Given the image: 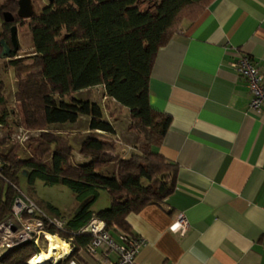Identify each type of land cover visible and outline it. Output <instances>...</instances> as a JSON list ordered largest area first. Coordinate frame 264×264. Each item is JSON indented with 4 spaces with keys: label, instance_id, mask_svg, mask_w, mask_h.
Masks as SVG:
<instances>
[{
    "label": "trees",
    "instance_id": "obj_1",
    "mask_svg": "<svg viewBox=\"0 0 264 264\" xmlns=\"http://www.w3.org/2000/svg\"><path fill=\"white\" fill-rule=\"evenodd\" d=\"M18 1L7 0L0 14L9 12L16 19ZM209 2L52 0L28 20L32 64L15 59V53L10 55L18 86L10 112L0 82V128H6L13 117L14 130L38 134L21 144L9 135L0 136V224L11 218L17 198L29 197L21 191V179L30 188L36 181L45 187L65 186L76 202L68 219L50 205L47 213L40 209L65 221L62 231L51 228L48 233L70 243L73 252L66 261L79 263L93 240L82 232L92 219L102 221L111 236H131L126 223L129 215L164 204L174 189L177 166L156 151L171 118L150 105V74L159 49L175 36L184 19L196 20ZM16 22L22 25L25 21L16 19L13 25ZM9 28L4 25L0 31V40L7 44ZM95 88L103 89L108 101L128 111L130 130L140 137L138 154L120 158L110 138L114 128L104 121L102 108L73 98ZM82 118L88 119L89 134L77 151L82 162L73 163L72 147L49 127L75 125ZM10 143L12 147L5 150ZM24 143L29 150L27 158L18 154ZM110 166L113 171L106 175L104 170ZM101 191L109 196L110 207L93 212L91 207ZM24 217L30 216L25 213ZM37 250L33 242L26 243L4 252L0 264H28L39 254Z\"/></svg>",
    "mask_w": 264,
    "mask_h": 264
},
{
    "label": "crops",
    "instance_id": "obj_2",
    "mask_svg": "<svg viewBox=\"0 0 264 264\" xmlns=\"http://www.w3.org/2000/svg\"><path fill=\"white\" fill-rule=\"evenodd\" d=\"M202 11L150 74V105L171 118L156 151L177 174L162 206L127 217L142 242L135 264H264V109L249 111L231 67L243 54L264 76V0H210ZM178 214L183 236L169 229Z\"/></svg>",
    "mask_w": 264,
    "mask_h": 264
},
{
    "label": "rangeland",
    "instance_id": "obj_3",
    "mask_svg": "<svg viewBox=\"0 0 264 264\" xmlns=\"http://www.w3.org/2000/svg\"><path fill=\"white\" fill-rule=\"evenodd\" d=\"M7 0H0V9L1 5H3ZM48 4L47 0H37L32 2L33 10L35 14H39V12L45 8ZM142 9H145L146 6H142ZM28 21H25L22 25H17V40L19 44V49L17 54L15 55V59H22L25 61V65L32 64V38L30 32L27 30ZM3 21L0 15V31L2 30ZM10 60L12 59H0V82L3 85V95L6 101V106L8 110L11 112L14 108L15 104V92L17 91L18 81L14 76V70L10 68ZM73 98L77 100H89L91 102L97 103L103 110L104 121L111 124L114 128V135L111 136L112 140L116 144V154L120 158H129L132 154L139 153V135L130 130V121L128 111L119 106L118 104L108 101L105 98L103 89L96 88L86 91L84 93H76ZM8 126L6 128H0V136L1 138H5V136H10V139H13L15 143H23L28 140V138L37 136L38 132L36 131H16L12 126L13 117H10L8 120ZM88 119L82 118L75 125H66V126H54L49 127L50 131L54 134L64 138L68 141L70 146L72 147L73 155V163L79 162L81 159L78 157V149L83 141V138L88 136ZM12 136V137H11ZM12 147L10 143L5 150H9ZM28 149L26 148V144H23L19 151V155L21 158H27L29 156ZM113 171V167L110 166L104 170L107 174H111ZM20 188L21 191L28 195L29 199L36 203L39 208H41L44 212H46V206L50 205L56 208L59 211V214L62 215L63 218L68 219L74 212L76 208V202L74 201L73 193L67 189V187L58 185L53 187H45L40 181H36L32 188L28 187L26 181L24 179L20 180ZM31 191V193H30ZM29 192V193H28ZM109 196L106 192L101 191L99 193V197L94 205L91 207L93 212L102 211L108 209L110 207ZM47 213V212H46ZM67 221V220H66ZM117 234H114L113 237L116 238ZM59 238V237H58ZM39 245L41 248V252L45 253L48 250L49 241L45 237L41 236L39 238Z\"/></svg>",
    "mask_w": 264,
    "mask_h": 264
},
{
    "label": "built area",
    "instance_id": "obj_4",
    "mask_svg": "<svg viewBox=\"0 0 264 264\" xmlns=\"http://www.w3.org/2000/svg\"><path fill=\"white\" fill-rule=\"evenodd\" d=\"M231 64L239 78L243 79L249 90L251 100L249 111L259 114L264 109V76L259 72L256 63L246 55L240 54ZM29 215L25 218L24 214ZM11 218L0 224V260L4 252L20 247L26 243L33 242L41 255L39 241L41 236L58 237L50 235L49 229L62 231L65 221L46 215L32 200L22 197L17 198L12 207ZM178 227H175L177 226ZM170 232L185 235L189 224L183 214H178L177 220L170 225ZM93 237L88 248L83 251V261L77 263L74 260L66 261L73 249L67 243L69 252L47 264H135V258L139 254L142 242L133 236L116 233V238L106 230L102 221L92 219L82 230ZM37 255V256H38ZM81 256V255H79ZM82 257V256H81ZM36 257L32 258L30 264Z\"/></svg>",
    "mask_w": 264,
    "mask_h": 264
},
{
    "label": "water",
    "instance_id": "obj_5",
    "mask_svg": "<svg viewBox=\"0 0 264 264\" xmlns=\"http://www.w3.org/2000/svg\"><path fill=\"white\" fill-rule=\"evenodd\" d=\"M48 2L51 3L52 0H47ZM18 10L16 13V19L22 20V21H28L30 20L34 15L35 12L33 10L32 6V1L31 0H19L17 5ZM3 24L5 25H10L14 24L16 19L14 16L9 13V12H2L1 15ZM17 26H12L10 28V38H9V43L7 44L4 39L0 40V46H1V54H0V59L6 60L10 58V55L12 53H17L19 49V44L17 43ZM0 37H1V32H0Z\"/></svg>",
    "mask_w": 264,
    "mask_h": 264
},
{
    "label": "bare ground",
    "instance_id": "obj_6",
    "mask_svg": "<svg viewBox=\"0 0 264 264\" xmlns=\"http://www.w3.org/2000/svg\"><path fill=\"white\" fill-rule=\"evenodd\" d=\"M48 250L41 255L36 256V258L30 264H47L49 260L58 259L63 252V255L68 254V245L65 241L59 239L58 237H48ZM62 251V252H61Z\"/></svg>",
    "mask_w": 264,
    "mask_h": 264
},
{
    "label": "flooded vegetation",
    "instance_id": "obj_7",
    "mask_svg": "<svg viewBox=\"0 0 264 264\" xmlns=\"http://www.w3.org/2000/svg\"><path fill=\"white\" fill-rule=\"evenodd\" d=\"M0 15H2V14H0ZM1 19H2V18H1ZM18 24H19V23H17V22L15 23V25L10 24V28H11L12 26H14V27L17 26ZM4 25H5V24H3L2 27H3ZM10 28H9V29H10ZM1 29H2V28H1Z\"/></svg>",
    "mask_w": 264,
    "mask_h": 264
},
{
    "label": "clouds",
    "instance_id": "obj_8",
    "mask_svg": "<svg viewBox=\"0 0 264 264\" xmlns=\"http://www.w3.org/2000/svg\"><path fill=\"white\" fill-rule=\"evenodd\" d=\"M175 227H178V225H177V226H175Z\"/></svg>",
    "mask_w": 264,
    "mask_h": 264
}]
</instances>
